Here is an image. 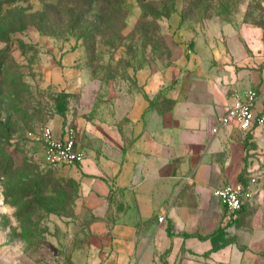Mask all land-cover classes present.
Here are the masks:
<instances>
[{"label":"rangeland","instance_id":"rangeland-1","mask_svg":"<svg viewBox=\"0 0 264 264\" xmlns=\"http://www.w3.org/2000/svg\"><path fill=\"white\" fill-rule=\"evenodd\" d=\"M249 24L264 30V0H0V264H73L83 246L72 225L78 182L44 166L45 128L84 144L129 102L171 109ZM235 134L237 152L227 151L239 173L226 181L256 183L236 216L209 192L202 239L235 250L225 263L208 252L204 264H264V127Z\"/></svg>","mask_w":264,"mask_h":264},{"label":"crops","instance_id":"crops-1","mask_svg":"<svg viewBox=\"0 0 264 264\" xmlns=\"http://www.w3.org/2000/svg\"><path fill=\"white\" fill-rule=\"evenodd\" d=\"M229 39L217 47L212 66L193 74L203 87L173 95L171 109L129 102L118 124L88 128L80 144L87 157L68 169L79 190L72 225L83 239L73 264H204L208 252L213 262L231 261L235 246L213 249L198 224L209 192L238 183L226 180L231 169L239 173L236 153L227 151L237 152L239 130L226 126L214 135L212 128L236 93L264 89V30L244 25ZM147 89L157 88L152 81ZM259 129L240 132L254 136Z\"/></svg>","mask_w":264,"mask_h":264},{"label":"built area","instance_id":"built-area-1","mask_svg":"<svg viewBox=\"0 0 264 264\" xmlns=\"http://www.w3.org/2000/svg\"><path fill=\"white\" fill-rule=\"evenodd\" d=\"M264 89H248L236 93L234 102L221 115L212 133L217 134L222 127L232 126L241 132H253L264 127ZM42 146L43 164L49 169H72L83 164L87 157L86 150L75 139L73 132L56 134L51 128H45L39 137ZM254 176L244 184H227L213 191L215 198L221 201L229 216L238 215L252 196ZM164 217L159 218L163 222Z\"/></svg>","mask_w":264,"mask_h":264}]
</instances>
